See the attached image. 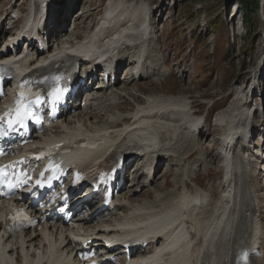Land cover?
<instances>
[{"label": "bare ground", "instance_id": "obj_1", "mask_svg": "<svg viewBox=\"0 0 264 264\" xmlns=\"http://www.w3.org/2000/svg\"><path fill=\"white\" fill-rule=\"evenodd\" d=\"M132 5V3L125 4L121 2L115 4V6H110L106 17L103 18L98 27L99 29H94L92 34H89L80 42H75L72 39L67 40L65 37L60 36L59 40L57 39V45L61 51H67L68 47L75 50L77 46L82 48L92 46V44L94 46L102 45V41H104L101 47L105 48V51L109 52L110 47L114 51L117 49L120 53L119 58L116 60L117 69L115 72L118 85L120 74L129 65L128 57H130L132 49L134 52L133 58L140 54L143 57L141 61L149 60L150 53L146 57L145 51L141 50L134 42H136V39L140 40L142 33L148 32L151 27L152 32H154L157 21L156 11L151 9L149 4L139 5L140 7ZM26 6V0H24V5H21L20 2L17 6L14 4L12 8H8L4 12V14L7 13L8 20L6 17L4 19L2 14L0 23L8 21V24H17L16 14L24 13L23 10ZM137 11L143 12L141 13L143 14L141 15L144 18L143 20L138 19L140 15ZM61 12V9H59L51 15L50 25L51 23L55 26L59 24L58 28L51 30L54 31L52 37L55 38L62 33L59 31L60 24H64L65 20L62 19ZM137 15L139 16L137 17ZM121 20H124L125 23L120 26L118 31L113 33L115 36L105 39V29L117 25ZM5 30V28H0V37H2ZM9 36V41L12 42L15 37L13 38V34ZM151 41L148 42L150 52H162V57L152 55L149 60L154 63V74L151 76L143 73L135 77L133 74L128 75L126 73L121 77L124 87L120 89H127L125 85L129 81H142V79L149 80L161 77L164 79L173 75V71L169 70L167 72L161 68V62L167 65L170 64V60L164 57L163 48L158 46L154 48ZM121 42L123 44L120 46ZM9 55L4 54L1 58ZM30 59H34V56L26 57L25 63L29 64ZM35 63L30 61L29 66L34 67ZM263 64L264 48L262 60L256 64L254 69L242 77L234 98L215 115L214 124L222 131L219 141H221L220 155L222 156L224 171L222 190L217 198L213 197L211 191L203 189V191L196 190V192H193L186 186L179 194H174L171 190L174 197L169 201H163V199L168 200V198H164L163 194L157 192L156 197L163 198L160 199L163 202L159 200H155L156 203L154 200L150 202L157 205L166 202L163 207L160 205L161 207L158 208L153 203H146L147 201L138 205H131L133 199L140 201L141 198H131L129 193L126 192L115 198V206L119 210L114 212L115 215L118 212L115 219H113L114 221L110 220V223H108L107 220H102L100 224L91 229L93 232L88 238L97 235H114L118 225H121L118 220H125L122 225L136 228L138 233L149 237L153 236V232H159L156 236L163 237V231L165 230H162V228L169 225V228L166 229L170 230L166 236H168L167 248L170 252L164 253L165 249H160L159 255L163 253L164 255L158 258L159 261L167 259L169 264H264V181L261 182L264 171L257 172L255 166L250 162L253 156L257 159L262 158L254 152L252 138L256 132L264 130V119H255L256 112L261 111L262 108L264 114V98L262 105L260 102L255 101L259 95L264 96V90L259 92L260 82L263 79V71H261L264 68ZM19 69L21 70V68ZM115 91V89H100L102 95H92L81 109L65 119V125L69 130L83 131L88 135L97 136L98 140H103L99 146L100 148L92 151L93 153L84 159V165L88 167L92 175L96 174L98 168L113 159L117 153L126 152V155L131 158L130 164L133 171H140L139 178L145 175L143 180H141L142 178L140 180L135 179L130 185H134L133 188L140 185L148 186L155 181L157 171L160 170L161 164L165 161L164 159L174 153L180 154L177 143L180 140L176 139L180 135L178 134L180 130L182 131L181 134L184 132L195 144H198L199 140H196V138L199 135L201 136V131L205 130L207 123L203 121V117L195 118L194 113H190L192 107L187 97L180 94L160 93L158 95L156 93L150 96L148 100L139 102L137 108L129 116H112L104 124H100L96 121L97 117L94 115L98 109V107H95L99 105L96 100L100 104V100H103L102 103L105 101L101 106L103 107L108 103L107 99L114 100L112 98ZM103 110L108 112V109ZM167 115H171V118L166 117ZM178 117H180L181 123L176 122ZM128 120L131 123L127 124L125 122L124 126H119L120 123ZM232 151L235 153L233 157ZM241 151L243 154L240 156L238 153ZM215 157L211 155L212 159ZM141 159H143L142 162ZM190 172L195 173L196 171L191 169L187 170L186 173L190 174ZM176 211L180 213L178 216L175 215ZM104 214L101 210L92 213L95 218L103 216L105 219ZM181 218H184L185 221L187 219L193 220L198 227V233H191L192 237L189 240L185 238L183 233L177 234L176 232L175 234L174 230H177ZM151 224L153 225L151 226ZM58 234L66 236V231L51 227L47 235H43L42 232L26 233L17 239L4 240V242L0 234V260L5 264L6 262L7 264H24V261L28 262L29 260V264H40V260L46 261V259L50 261V264H73L72 261H69L70 259L68 260L66 254L71 253L81 244V237L77 236L73 239L67 235L63 241H59L54 237ZM183 255L185 257L180 258Z\"/></svg>", "mask_w": 264, "mask_h": 264}, {"label": "rangeland", "instance_id": "obj_2", "mask_svg": "<svg viewBox=\"0 0 264 264\" xmlns=\"http://www.w3.org/2000/svg\"><path fill=\"white\" fill-rule=\"evenodd\" d=\"M72 1L75 6L71 9L70 16L69 13L66 15V19L62 16V19L65 20L64 24H60L59 31L62 32V38L72 39L75 42H80L77 41V38L79 39L83 36L82 34L88 31L90 33L93 27H96L95 23L99 15L102 16L110 6H115V4L121 2L125 4L132 3V6L136 5L135 7L149 4V7L156 11L157 16L154 29L156 27L158 29L153 38L154 48L157 46L163 48V55L170 60L171 64L164 69L169 68L173 71L172 76H167L168 78L165 77L164 79L161 77L144 82L129 81L125 85L127 87L125 90L120 89L124 87L121 77L125 74H120L117 85L119 87L115 89V95L112 98L114 100L107 99L108 103L97 109V113L94 114L97 117L96 121L104 124L112 116H129L136 105L137 97L143 102L156 93L158 95L160 93L183 95L192 103V109L197 115L194 116L195 118L207 117V127L204 131H201V136L199 135L196 138V140H199L198 144H195L184 132L181 134L182 131L180 130L178 134L181 136L178 135L179 139L176 138L178 141L180 140V143L177 142L180 154L174 153L164 159L165 161L161 164L157 173L156 181L149 186L140 185L136 188H133L134 185H129L130 191L134 192L132 196H129L131 198H141L140 201L133 199L131 205H138L145 201L154 205L155 200L160 201L161 199V197H156L158 193L163 194L164 198H168V200L162 198L163 201H169L175 193L179 194L186 186L191 191L199 190L202 187L207 191H211L213 197L217 198L222 190L224 171L222 156L220 155L221 141H219L222 131L214 124L215 115L234 98L242 77L254 69L256 64L262 60L264 0H259L258 10H256L255 5H251L253 17L251 21H248L257 22V28L253 29L252 24L248 22L249 31H247L246 26L244 27L246 20L242 9L243 0ZM19 2L24 5V0H0V17L2 14L7 15V13L4 14L5 10L12 8L14 4L17 6ZM26 3L30 4V0H26ZM141 11H137L140 15H137L139 20L144 19L141 16L143 15ZM6 18L8 20V16ZM9 26L8 21H6L5 29L8 30ZM261 71L264 72V68ZM259 90V92L264 90V75ZM263 98L264 96L259 95L255 101L260 102L262 105ZM102 101L99 102L103 105L105 101L103 103ZM112 101L114 103H111ZM102 108L108 109V112H105ZM168 116L171 118V115L166 117ZM261 118H264V114L257 112L256 119L260 120ZM179 121L180 117L177 118L176 122L181 123ZM211 155H214V157L217 155V157L212 159ZM200 168L202 169L199 174H197V171L195 174L186 173L187 170H199ZM184 173L186 174L184 175ZM138 176L139 173H132L130 182ZM182 178L183 181L181 182ZM263 181L261 179L262 183ZM153 200L155 203L150 202ZM164 204L155 205L160 208V205L163 207Z\"/></svg>", "mask_w": 264, "mask_h": 264}, {"label": "trees", "instance_id": "obj_3", "mask_svg": "<svg viewBox=\"0 0 264 264\" xmlns=\"http://www.w3.org/2000/svg\"><path fill=\"white\" fill-rule=\"evenodd\" d=\"M242 3H243L242 9L244 10V13H245L244 16H245V20H246L245 21V25H246L247 31H249L250 30V27H248L247 23L249 22L248 20L251 21V19L253 17L252 16L253 14H252V11H251V5L252 4H253V6L255 5L256 10H258L259 9V0H243ZM256 19H258V18L256 17ZM249 23L252 24L253 29H256L257 28V22H255V23L249 22Z\"/></svg>", "mask_w": 264, "mask_h": 264}, {"label": "snow or ice", "instance_id": "obj_4", "mask_svg": "<svg viewBox=\"0 0 264 264\" xmlns=\"http://www.w3.org/2000/svg\"><path fill=\"white\" fill-rule=\"evenodd\" d=\"M57 99H59V97H57Z\"/></svg>", "mask_w": 264, "mask_h": 264}]
</instances>
